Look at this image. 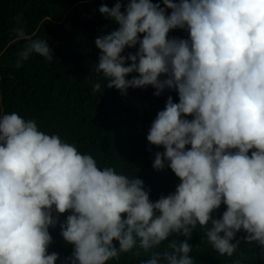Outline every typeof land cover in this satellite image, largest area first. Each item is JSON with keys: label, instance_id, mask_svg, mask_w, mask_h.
Returning a JSON list of instances; mask_svg holds the SVG:
<instances>
[{"label": "clouds", "instance_id": "clouds-1", "mask_svg": "<svg viewBox=\"0 0 264 264\" xmlns=\"http://www.w3.org/2000/svg\"><path fill=\"white\" fill-rule=\"evenodd\" d=\"M162 2L130 0L123 12L119 2L99 7L119 27L94 41L101 79L92 92L114 87L126 95L148 85L156 96L177 91L179 102L168 97L146 137L163 146L153 168L171 169L180 180L175 192L153 202L136 176L100 168L35 119L2 114L0 264H55L49 227L57 223L53 212L66 211L60 234L73 246L71 264H121L120 255L137 247L131 262L150 250L144 264H194L187 239L198 226L222 256L236 252L241 231L264 253V0ZM176 28L189 39H169ZM13 33L26 41L18 68L34 54L54 61L48 41L27 35L20 18ZM137 44L134 55H122ZM134 72L138 77L126 78ZM221 204L226 211L214 219ZM173 234L186 239L157 252Z\"/></svg>", "mask_w": 264, "mask_h": 264}, {"label": "trees", "instance_id": "trees-1", "mask_svg": "<svg viewBox=\"0 0 264 264\" xmlns=\"http://www.w3.org/2000/svg\"><path fill=\"white\" fill-rule=\"evenodd\" d=\"M117 2L123 12L130 0H0V115L16 112L25 119H35L41 131L58 134L62 140L74 143L81 153L92 155L100 168L113 167L117 172L141 179L149 199L155 202L175 192L180 180L167 166L161 170L153 168L156 153H162L164 148L150 144L146 137L168 97L174 103L179 102V97L174 88H166L156 96L151 85L129 88L126 95L114 87L104 88L102 94L92 92V84L101 79L94 73L101 54L94 41L119 27L101 14L99 7L112 8ZM150 2L165 7L162 0ZM171 11L166 8L165 14L170 15ZM17 18L27 35L48 41L54 61L49 63L34 54L21 67L16 66L18 53L26 43L14 36ZM139 35L142 39L143 34ZM168 38L187 40L189 33L176 28L169 31ZM138 48L139 44L126 47L122 55H134ZM129 63L126 60L125 66ZM133 77H138V73L126 78ZM190 147L187 145L186 150ZM224 211L226 206L221 204L212 217L219 219ZM70 214V211L53 212L57 223L49 227L52 242L48 253L58 254L55 264H71L73 246L60 234V225ZM204 233L205 229L198 226L187 239L193 246L194 264H264V253L255 242L245 241L243 231L236 234L239 244L232 256L216 252ZM173 239L183 242L186 238L173 234L154 248L163 253ZM137 249L121 254L117 260L121 264H144L147 260L142 262V255L150 250L131 262Z\"/></svg>", "mask_w": 264, "mask_h": 264}]
</instances>
